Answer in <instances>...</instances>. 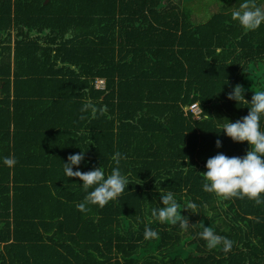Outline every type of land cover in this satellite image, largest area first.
<instances>
[{
  "label": "trees",
  "instance_id": "16d2710c",
  "mask_svg": "<svg viewBox=\"0 0 264 264\" xmlns=\"http://www.w3.org/2000/svg\"><path fill=\"white\" fill-rule=\"evenodd\" d=\"M198 2L0 0V158L16 160L0 163V264H264V204L218 202L199 175L218 152L247 151L221 125L248 105L225 93L239 84L250 102L264 88V23L241 30L237 0H212L217 10L195 23ZM85 101L106 112L80 119ZM80 151L82 172L107 175L114 152L126 157L131 184L103 208L79 211L80 182L63 174ZM161 189L197 204L181 210L186 229L151 216ZM146 226L158 236L145 240ZM203 226L231 251L207 249Z\"/></svg>",
  "mask_w": 264,
  "mask_h": 264
},
{
  "label": "clouds",
  "instance_id": "9594fccd",
  "mask_svg": "<svg viewBox=\"0 0 264 264\" xmlns=\"http://www.w3.org/2000/svg\"><path fill=\"white\" fill-rule=\"evenodd\" d=\"M229 14L230 19L245 32L254 31L264 23V8L258 6L256 0H237L234 6L229 7ZM252 92L250 102L244 99V89L239 84L225 93L226 99L248 105V112L236 121L225 118L223 120L226 122L221 125L224 136L234 143L246 142L247 151L243 156H226L218 152L206 160L205 170L199 174L202 178V191L213 194L218 202L237 197L247 198L256 205L264 204V128L261 126V121L264 120V88ZM80 112V119H93L103 115L106 107H97L91 101H85ZM215 147H221L219 139L215 141ZM85 152L72 153L62 163L66 179L76 178L80 182L78 185L84 196L77 208L81 212L88 210L86 206L103 208L109 202L117 200L131 184L129 174L120 167L121 161L126 159L124 154L119 151L112 154L110 159L113 166L106 175L101 167L85 172L80 170ZM0 163L12 168L16 160L13 156H6L0 158ZM159 194V203L162 206L152 208L151 216L158 223L178 224L181 229H186L189 226L188 220L182 217L181 210L185 208L196 214L194 210L197 209V204L188 201L182 205L170 190L161 189ZM143 236L145 240L154 239L158 232L146 226ZM198 236L210 250L219 248L227 254L233 247L231 239L217 234L209 226H203Z\"/></svg>",
  "mask_w": 264,
  "mask_h": 264
},
{
  "label": "rangeland",
  "instance_id": "374dc122",
  "mask_svg": "<svg viewBox=\"0 0 264 264\" xmlns=\"http://www.w3.org/2000/svg\"><path fill=\"white\" fill-rule=\"evenodd\" d=\"M199 2H198V4H202V9H206V11H204V12H201V11H199V12H195L194 13V15H193V21L195 22V23H197V22H203L204 20H205V18H207V16L211 13V12H215L217 9L214 7V6H216L217 4H215V2H212V0H211V4H212V6H205V5H208V2H202V0H198ZM192 1H187L186 2V4L187 5H189V6H191V5H194V3H192ZM197 4V5H198ZM214 5V6H213ZM260 5V4H259ZM264 8V1H262V3H261V8ZM196 119H197V117H196Z\"/></svg>",
  "mask_w": 264,
  "mask_h": 264
},
{
  "label": "built area",
  "instance_id": "2783aa9c",
  "mask_svg": "<svg viewBox=\"0 0 264 264\" xmlns=\"http://www.w3.org/2000/svg\"><path fill=\"white\" fill-rule=\"evenodd\" d=\"M101 83V82H100ZM189 111L193 114V117L196 119L199 118V115H200V110L198 109L197 105L196 104H191L189 107H188Z\"/></svg>",
  "mask_w": 264,
  "mask_h": 264
}]
</instances>
